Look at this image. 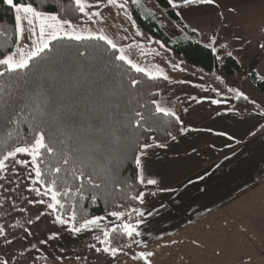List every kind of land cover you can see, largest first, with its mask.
I'll list each match as a JSON object with an SVG mask.
<instances>
[{"label":"snow or ice","instance_id":"obj_1","mask_svg":"<svg viewBox=\"0 0 264 264\" xmlns=\"http://www.w3.org/2000/svg\"><path fill=\"white\" fill-rule=\"evenodd\" d=\"M2 2L10 5L15 10V38L13 43L16 47L0 53V131L11 129L5 131L4 143L0 146V181H6L8 185L19 187L22 179L28 180L30 183L27 185V191L35 193L39 199H28L26 203L29 205H46V208L52 210V214L55 215L53 223L61 225L62 228L66 226L63 230H66L71 236L78 237L85 231L100 229L101 221L105 217L92 216L77 222L75 205H73L71 213L65 217L62 214L65 205L62 203L61 198L68 197L70 194H79L82 198L86 188L94 193L91 197L92 200H96L98 195L108 196L110 194L107 190L109 185L120 187L122 182L117 180L119 168L123 160L129 157L136 166V180L140 184L157 185L158 181L156 179L149 178L145 180L148 150L153 147L166 148L168 145L165 143L156 144L155 141L153 143L146 142L142 136L136 134L137 129L153 131V126L159 128L161 121L156 116L157 113L174 117L176 122L181 125L183 122L172 108L164 106L162 102L156 99L151 100L154 111L147 104H139L136 97L132 95V91L136 90L138 94L143 82L127 73H121L118 87L121 94L126 97L125 118L118 123L117 127L111 130V137L122 145L118 150L119 154L112 155L105 152L107 145L104 142L91 143L85 149L82 142L75 135L64 132V125L61 121H57V127L53 128L52 112L54 104L52 93L47 91L46 86L42 85L40 81L29 77L30 66H38L41 61H46L49 65L55 66V59L48 58L46 50L50 48L52 41H57L59 37H68L77 41L89 39L104 42L108 46L103 49L105 53L109 48L116 50L112 53V58L107 60V63L123 62V64L129 66L130 71L142 74L149 81L168 80L169 77L159 65L148 67L135 61L125 51L126 48L131 46L118 45L103 29L88 31L85 35L84 31L82 29L78 30V26L73 25L70 19L63 18L57 13L38 10L33 2H14V0H2ZM167 2L173 9L199 6L219 7L218 0H167ZM130 3L138 6L139 0H95L94 4L87 3V0H75L76 10L93 23H106V19L100 10V6L104 5L105 7L115 8L117 15L123 13L125 18L131 22L132 27H136V23L128 10ZM87 9L92 10L88 11ZM229 11L235 12L236 10L233 8ZM176 15L183 19L179 10L176 11ZM188 27L187 24H184V28ZM191 31L198 34L197 28H192ZM136 35L140 36L143 33L138 30ZM217 40L218 37L214 34L210 37V43L206 45L214 53L217 51L215 46ZM26 41H30V43H26ZM156 43L161 48L164 47L159 41ZM136 46L140 49V54L146 56L143 51L144 45L137 42ZM220 47L223 48L226 45L221 44ZM259 48L264 50V43H261ZM157 54L159 53L157 52ZM78 55L84 57L86 52L78 51ZM227 55L231 56L232 53L228 52ZM176 66L173 64V67ZM94 72L95 69H93ZM87 75L88 73L81 72L79 78L85 79ZM217 79L220 78L217 77ZM9 80L13 81L14 91L9 90V85L6 83ZM229 91L234 92L237 98L249 100V97L242 91L236 89H229ZM191 99L195 100L196 98L192 97ZM197 102L199 103V101ZM225 102L220 99L211 100L212 104ZM251 103L255 104V101H251ZM137 105L143 111H137ZM261 115H264V112ZM24 124L28 126L27 133L25 136H21L20 129L21 125ZM179 131L183 134L188 131H195V129L182 126ZM62 132L64 133L63 138L60 136ZM167 135L173 141L177 139L171 132H168ZM218 135H226V133H218ZM101 152H105V155L101 158L102 162L96 159ZM21 154L28 157V159H21ZM20 167L28 170L27 175L23 178L19 173ZM76 181L81 183L76 187L75 193H72V185ZM3 187L4 185L0 184V188ZM12 190V187L8 188V191ZM159 190L165 191L167 189ZM146 195V192L140 191L132 196V199L143 204ZM151 195H155V193H151ZM44 197H49L50 202L46 201ZM11 207L16 210L14 203ZM18 211L22 213L26 209L21 207ZM131 211L139 217L144 215L139 209L134 208ZM45 214L41 212L35 217V221L39 222ZM108 215L120 220L125 216V212L114 210ZM148 215H152V213L150 212ZM141 222L142 220L138 219L135 224L122 222L113 224L111 227L105 226L100 229V235L95 236L96 243L87 245L88 250L97 254L98 258L103 257V264H109V259L118 260L121 255H127V253L123 246L116 245V236H126L131 239L132 244L139 245L143 241L136 239V237L141 236L136 224ZM26 225L27 227L23 229V240L29 241V237L35 235L32 231L34 221L28 219ZM0 238L3 240V245L7 247L19 242L16 234L6 232L3 225H0ZM60 238L61 234L59 232H52L45 239L39 240L38 244L47 245L50 242L58 241ZM29 244L30 247L25 248L27 257L24 259H18L0 248V264H13V262L14 264H29L32 252L38 250L36 243L29 241ZM21 247H24L23 243H21ZM127 247L130 249L131 245ZM63 251L64 249L61 248L60 252L63 253ZM25 253L20 255L23 257ZM51 256L52 254L49 253L46 261ZM153 256L152 251H139L132 256V259H140L144 261V264H152L151 258ZM62 259L61 255H57L52 258V264H56ZM76 259L78 261L81 259L87 260L86 257L79 255L76 256ZM32 264H35L34 259Z\"/></svg>","mask_w":264,"mask_h":264},{"label":"crops","instance_id":"obj_2","mask_svg":"<svg viewBox=\"0 0 264 264\" xmlns=\"http://www.w3.org/2000/svg\"><path fill=\"white\" fill-rule=\"evenodd\" d=\"M230 1L238 5L243 19H246L243 22H253L251 29L238 26L235 58L243 65L237 58L238 53L245 50L246 46L242 48L243 39L252 36V44L247 45L248 49L251 47L252 59H257L252 69L259 78H264V50L259 48L264 43V0H218L219 7L206 6L214 10L209 15L210 19L220 14L221 4L224 8ZM227 9L229 11L230 8ZM248 15H251L250 19ZM217 31L211 30L210 36ZM202 35L205 33L199 31L198 37L202 39ZM233 45L230 44L229 48L232 49ZM163 69L170 76V81L158 101L176 112L183 122L182 125L179 123L180 128L183 126L195 131L179 133L175 141L170 139L165 143L168 145L166 148L153 147L148 150L145 180L156 179L158 184L148 185L154 189L144 191L147 194L144 203L134 207L144 213L143 217L131 210L120 220L101 215L105 219L101 221L100 229L122 222L135 224L140 219L142 222L136 227L141 236L136 239L143 242L132 244L139 248L154 246L162 240H207L213 237L212 232L219 233L217 240H224L226 249L230 240L231 247L239 240L245 244L243 232L250 226L245 225V210L240 206L247 195L259 192L264 186V115H261L264 112V91L254 85L258 94L252 98L258 108L239 112L233 109L229 98L222 100L225 103L212 104L211 100L217 99L216 93L201 78L178 66L173 67L169 62L164 63ZM150 212L152 215H148ZM128 218L132 220L127 221ZM9 221L1 224L8 225ZM49 225L47 228L46 224L41 223L43 235L34 233L33 237H29V240H41L52 232L61 234L58 241L49 243L50 247L46 245V251L40 253L41 256L49 253L53 257L62 255L61 245L68 247L70 243L75 246L72 248L73 254L87 258L86 261L82 260L83 264L104 260L87 247L96 243L95 236L100 235V229L85 231L74 237L63 230L66 226L62 228L52 222ZM12 232L20 237L16 226L12 227ZM20 240H23V235ZM65 240L70 241L66 243ZM114 261L109 259V264H114ZM173 261H176L175 254Z\"/></svg>","mask_w":264,"mask_h":264},{"label":"trees","instance_id":"obj_3","mask_svg":"<svg viewBox=\"0 0 264 264\" xmlns=\"http://www.w3.org/2000/svg\"><path fill=\"white\" fill-rule=\"evenodd\" d=\"M154 1L174 23L181 25L179 16L167 0ZM14 2H33L38 10L57 13L63 18L70 19L72 23L81 19V13L76 10L75 0H14ZM131 9L137 26L146 36H154L163 44L169 45V48L159 47L168 62L200 77L216 93L217 99L231 98L233 109L239 112H250L258 108L256 103H251L253 100L249 96L247 101L237 98L235 93L227 88L225 78H233L241 70V64L236 58L227 54L218 56L216 52L211 51L210 47L198 41L196 33H191L193 38H172L151 17H143L136 8L131 7ZM14 24V9L0 0V53L7 52L16 46L13 43ZM107 47L102 41L89 39L77 41L68 37H59L57 41H52L50 48L46 50L48 58H54L56 65L52 66L46 61H41L38 66H30L29 77L40 81L46 86V90L52 93L54 129L57 127V121H61L64 132L75 135L85 149L91 143L104 142L107 145L105 152L118 155L122 145L111 137V130L125 118L126 97L121 94L118 87L120 74L127 73L143 82L139 93L133 90L132 95L136 97L139 104H147L153 111L154 106L151 105V100L157 99L159 90L167 84V80L149 81L142 74L130 71L129 66L123 62L107 63V60L112 58V53L116 51L109 48L105 53L103 49ZM78 51L86 52V55L80 57ZM93 69H95L94 73ZM81 72L88 73L85 79L79 78ZM249 76L258 90L263 92L264 78H259L254 72ZM6 83L10 91L15 90L13 81L9 80ZM136 110L143 111L138 105ZM156 116L161 121L159 128L153 126V131L137 129L136 134L142 136L148 143L155 141L158 144L166 143L171 139L167 135L168 132L178 136L180 124L174 117L164 116L162 113H157ZM27 128L26 124L21 125V136H25ZM8 130L11 129L0 131V146L3 145L4 134ZM63 134V132L60 133L61 138ZM105 152H101L96 159L101 161ZM136 174V166L132 159L129 157L123 160L117 176V180L122 182L120 187L109 185L107 190L110 194L98 195L96 200H92L94 193L88 188L85 189L82 198L79 194L63 197L61 200L65 210L62 214L67 217L73 210V205L77 211V222L83 218L107 215L114 210L127 213L139 204V201L133 200L132 196L140 191L154 189L152 186L141 185L136 180ZM80 183V181L74 182L72 193H75ZM130 220L132 219L128 218L127 221ZM129 243L131 240L126 236H116L117 246L127 247Z\"/></svg>","mask_w":264,"mask_h":264},{"label":"rangeland","instance_id":"obj_4","mask_svg":"<svg viewBox=\"0 0 264 264\" xmlns=\"http://www.w3.org/2000/svg\"><path fill=\"white\" fill-rule=\"evenodd\" d=\"M87 3L94 4L95 0H87ZM233 3L235 2L230 1L227 7L230 9L234 8L236 10L235 12L227 11V7L223 8V5L221 4L222 11L219 12V15H215L211 19L209 15L214 11L212 10V7L199 6L175 9V12L179 10L182 14L183 19L179 17L181 25L174 23V21L168 17L165 11L159 7L154 0H139L138 6H134L130 3L128 10L134 21L135 17L131 7L136 8L143 17H151L159 24L161 29L172 38H193L191 34L193 32L191 29L197 28L198 32L202 31L205 33V35H202V39L199 38L196 33L198 41L201 43L204 42L205 45H207L210 43L211 30H218L217 33L212 32L218 37L215 44L217 48L216 54L218 56H223L228 53L227 50L229 49L228 51H230L235 58V45L237 43L236 34L240 29L238 26L251 29V24H253V22H243L246 19H243L240 9L237 8L238 5H234ZM87 10L91 11L92 9ZM100 10L106 19V23H93L81 14V19L72 24L77 25L78 30L82 29L85 35L88 31L103 29V31L113 38L118 45H130L131 47L126 48L125 51L142 66L152 67L154 65H159L163 68L164 63H168L164 53L159 50L160 45L156 42L159 41L165 48H169V45L163 44L160 39L154 36H146V34L137 26L136 21V27H132L131 22L125 18L123 13L117 15V10L115 8L101 5ZM248 17L250 19L251 15H248ZM184 24H187L189 27L184 28ZM25 27H27V25H25ZM138 30L143 33V35H136ZM125 37L127 38L125 39ZM137 42L144 45L143 51L146 53V56L140 54V49L136 46ZM26 43H30V41H26ZM221 44H225L226 47L221 48ZM230 44H234L232 49L229 48ZM248 44H252V36L243 39L242 45V48L246 46L245 50H249L250 52L243 50L241 53H238L237 58L243 64L241 65V70L238 71L237 76L233 78H225V82L228 89L242 91L245 95L249 96L251 100L255 101L252 97L257 95L258 91L255 90L256 86L254 87V84L251 82L249 74L253 72L252 67L257 59H252L251 47L248 49ZM25 50L27 51V49ZM157 52L159 54H157ZM185 72L190 73L188 71ZM168 77L170 78V76ZM169 81L170 79H168L167 84L159 90L156 99L157 101L161 97L160 94L165 92L164 90L168 86ZM255 98L258 99L259 97ZM229 99L230 101H228L232 106L233 101L231 98ZM20 158L28 159V157L23 154H21ZM27 171V169L20 167V176L22 178L25 177ZM28 183H30L28 180L22 179L20 186L16 187L15 185H8L6 181H0V184L4 185L3 188H0V225L10 219L8 225H3L5 226L6 232H12L13 226H16V232H20L19 242L13 244L11 247L4 246L3 240L0 238V248H3L4 252L11 254L18 259H24L27 257L25 248L30 247V241L31 243H36L38 245V250L32 252V256L29 258V264H32L33 259L35 260V264H52L53 255L48 257L47 261L45 256L48 255H40V253L46 251V245H39V240H20L22 239L24 227H27L26 221L28 219L34 221L32 231L36 234H41V236L44 233V231H41L43 230L41 223L46 224L48 228L50 226L49 222L53 223L54 221L52 218L55 219L52 210L47 209L46 205H29L26 203L28 199H39V197H36L35 193H29L27 191ZM9 187H12L13 190L8 191ZM44 199L50 202L49 197H44ZM244 200V203L240 207L245 210V225L250 226L243 232L245 244L243 241L239 240L238 243L234 242L231 247L230 240L227 245V250L226 245H224V240H217L219 236L218 232H212L213 237H209L207 240H162L154 246L147 245L140 248L133 246L131 241V244L129 243V245H131L130 249L129 247H124L127 255H121L118 260L114 261V264H143L140 259H132V256L139 251H152L154 253V256L151 258L152 264H264V186L261 187L259 192H252L247 195ZM13 203L16 205V210H13L11 207ZM21 207L26 209V211L20 213L18 209ZM41 212L46 214L41 217L39 222H36L35 217ZM239 235L241 237L240 231ZM69 241L70 240H65L66 243ZM21 243H23L24 247H21ZM68 245V247L66 244H64V246L61 245V248L64 249L61 256L68 259L58 261L56 264H83V259L78 261L76 259L77 255L73 254L72 248H75L74 244L69 243ZM47 246L50 247L49 244H47ZM21 253H25V255L22 257L20 255ZM174 254L176 255L175 262L173 261ZM84 264L91 263L84 262ZM92 264H103V260L92 261Z\"/></svg>","mask_w":264,"mask_h":264}]
</instances>
